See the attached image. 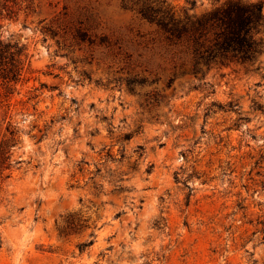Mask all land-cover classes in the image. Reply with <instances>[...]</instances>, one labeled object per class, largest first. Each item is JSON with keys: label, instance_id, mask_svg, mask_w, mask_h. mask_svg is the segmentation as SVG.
<instances>
[{"label": "rangeland", "instance_id": "obj_1", "mask_svg": "<svg viewBox=\"0 0 264 264\" xmlns=\"http://www.w3.org/2000/svg\"><path fill=\"white\" fill-rule=\"evenodd\" d=\"M0 40L26 56L0 98V264H264V53L185 74L189 45L127 0H0ZM73 214L85 227L60 234Z\"/></svg>", "mask_w": 264, "mask_h": 264}, {"label": "trees", "instance_id": "obj_2", "mask_svg": "<svg viewBox=\"0 0 264 264\" xmlns=\"http://www.w3.org/2000/svg\"><path fill=\"white\" fill-rule=\"evenodd\" d=\"M133 2L137 15L149 23L156 25L169 45L175 46L182 41L190 48L191 65L185 74L198 77L203 69L221 67L236 63L240 65H253L258 57L264 53V16L262 14L263 3L242 0H226L211 11L199 16L189 14L196 5L195 0H184L185 6L176 9L166 3L165 0H127ZM219 2V0H214ZM24 49L17 43L3 42L0 40V98H8L13 92V85L18 82L23 69ZM215 106V104H212ZM235 104L229 102L227 108L231 110ZM223 110L225 107L216 105ZM256 110L264 112L261 105L255 106ZM241 119V118H240ZM239 119V120H240ZM238 120V121H239ZM10 137L0 141V174L8 169L10 164V149L16 143L15 131L8 132ZM131 134H124L118 139L121 142L131 139ZM134 152L137 160L143 156V148L137 146ZM119 161L124 159V149H118ZM106 159L116 162L117 159L110 149L106 151ZM83 170L79 167V172ZM152 165H148L145 172L149 174ZM99 169L94 174L97 175ZM7 177V176H5ZM94 176L90 177L92 180ZM119 179L113 183L112 193H121L126 190ZM94 189L100 193V186L94 185ZM120 213L116 216L118 217ZM86 220L77 215H69L65 219V226L60 234H79L85 227ZM93 235L89 239L77 245L80 253L84 252L93 243Z\"/></svg>", "mask_w": 264, "mask_h": 264}]
</instances>
